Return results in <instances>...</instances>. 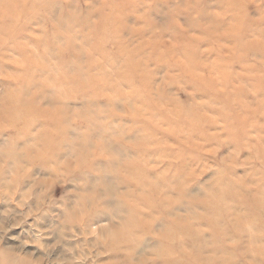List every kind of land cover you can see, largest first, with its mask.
Segmentation results:
<instances>
[{"label":"rangeland","instance_id":"1","mask_svg":"<svg viewBox=\"0 0 264 264\" xmlns=\"http://www.w3.org/2000/svg\"><path fill=\"white\" fill-rule=\"evenodd\" d=\"M263 201L264 0H0V264H264Z\"/></svg>","mask_w":264,"mask_h":264},{"label":"bare ground","instance_id":"2","mask_svg":"<svg viewBox=\"0 0 264 264\" xmlns=\"http://www.w3.org/2000/svg\"><path fill=\"white\" fill-rule=\"evenodd\" d=\"M262 204H264V201L262 202ZM155 221V220H154ZM141 223V222H140ZM172 225V224H171ZM177 228V227H176ZM168 231V230H167ZM180 232V231H179Z\"/></svg>","mask_w":264,"mask_h":264}]
</instances>
